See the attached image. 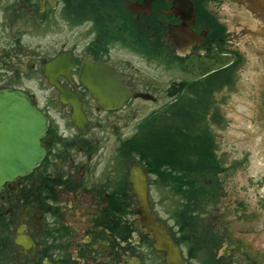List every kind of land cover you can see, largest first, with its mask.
<instances>
[{"label":"flooded vegetation","instance_id":"af4514ba","mask_svg":"<svg viewBox=\"0 0 264 264\" xmlns=\"http://www.w3.org/2000/svg\"><path fill=\"white\" fill-rule=\"evenodd\" d=\"M244 36L264 39V0H0V160L30 159L33 139L44 151L0 179V264H239L232 253L264 264L227 225L207 221L209 240L187 241L176 195L187 194L174 149L187 142V64ZM113 75L124 92L109 94L129 99L107 108L94 96ZM145 208L170 239L147 229Z\"/></svg>","mask_w":264,"mask_h":264},{"label":"rangeland","instance_id":"374dc122","mask_svg":"<svg viewBox=\"0 0 264 264\" xmlns=\"http://www.w3.org/2000/svg\"><path fill=\"white\" fill-rule=\"evenodd\" d=\"M241 40L245 44H230V48L237 51L234 56H241L232 83L225 82L212 92V105L221 118L214 121L209 117L210 126H207L215 140L217 156L225 162L224 166L230 167L220 174L222 192L208 206L203 219H209L210 224L213 222L232 227L235 237L240 240V247L248 255L260 250L263 260L264 47L252 44L250 40L254 39L248 36ZM207 63L212 68L220 65L210 61ZM187 69V80L202 72V69L195 67ZM231 256L239 264H248L236 253ZM196 258L198 261L195 263L201 264L202 260Z\"/></svg>","mask_w":264,"mask_h":264},{"label":"trees","instance_id":"16d2710c","mask_svg":"<svg viewBox=\"0 0 264 264\" xmlns=\"http://www.w3.org/2000/svg\"><path fill=\"white\" fill-rule=\"evenodd\" d=\"M230 77V68H227L217 70L204 78L187 81V88L192 87L194 90L192 97L187 96V142L176 139L174 143L175 153L186 155L176 159L175 169L187 170V194H179L183 199L187 195V239H192L197 245L205 244L210 238L209 229L202 222V213L207 208L206 203L214 200L220 193L219 173L230 167L224 166L223 160L217 156L216 144L206 122L213 100L212 92L219 89ZM210 117L214 121L221 118L217 109ZM170 145H154L155 150L150 153H168Z\"/></svg>","mask_w":264,"mask_h":264},{"label":"water","instance_id":"95a60500","mask_svg":"<svg viewBox=\"0 0 264 264\" xmlns=\"http://www.w3.org/2000/svg\"><path fill=\"white\" fill-rule=\"evenodd\" d=\"M257 42H260L261 45L264 47V39L263 38H253ZM103 72H106L108 74L110 73H116V71L113 68H110L109 66L105 67ZM97 80V79H95ZM117 79L114 77V75L111 78H104L100 79L101 82L104 83V86L99 87L98 89L101 91H106L108 94L106 95H97L94 96L97 102L102 105L103 107L111 108V107H117L123 101H127L129 99V92L124 93L123 95H115V94H109L111 93H119L124 92L121 88L117 86ZM17 105V111L24 110L23 103L20 101L16 102ZM27 113L30 112L31 119H32V130L35 132L37 129H41V131L44 129L46 124V119L43 118L37 111V109L32 106L31 110H29V107H27ZM40 125V126H39ZM39 126V127H38ZM43 150L38 148L37 146V140L33 139L32 141V152H31V158L26 160H15V161H8V160H0V179L9 177L12 174L15 173H23L28 170H30L32 167H34L42 158ZM140 196H144V193H138ZM148 212V210H146ZM145 222L148 224L149 231L152 233H155L159 237V240L161 242L165 241L163 231L154 225L153 217L149 214L145 216ZM159 230V231H158ZM157 232H159L161 235H158ZM168 240V238H166Z\"/></svg>","mask_w":264,"mask_h":264}]
</instances>
